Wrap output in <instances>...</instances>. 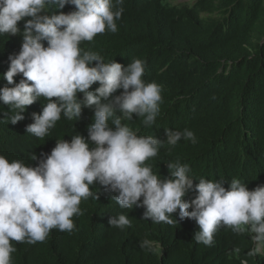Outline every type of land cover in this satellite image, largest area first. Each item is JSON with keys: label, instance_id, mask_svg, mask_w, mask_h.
Listing matches in <instances>:
<instances>
[{"label": "clouds", "instance_id": "clouds-1", "mask_svg": "<svg viewBox=\"0 0 264 264\" xmlns=\"http://www.w3.org/2000/svg\"><path fill=\"white\" fill-rule=\"evenodd\" d=\"M123 4L124 0H0V35L22 36L20 51L8 57L3 76L12 86L0 88V102L9 108L3 121H23L22 113L43 97L47 102L42 111L33 113V122L25 128L42 140L62 116L79 121L84 108L94 114L87 138L77 133L70 140L57 139L50 153L30 156L35 166L0 155V264H13V241L33 245L45 241L53 229L72 232L73 217L84 214L81 201L98 200L99 194L92 191L97 185L113 194L122 209L143 208V220L168 225L178 224L175 217L195 221L199 230L193 240L198 244L214 246L218 231L228 228L251 240L247 256L264 254V185L249 190L239 178L228 188L223 179L196 180L190 166L179 160L167 163L169 176L161 178L146 163L165 144L174 147L182 139L193 144L197 140L188 128L166 129L161 141L124 123L135 116L145 127L153 126L160 114L162 86L143 79V59L124 66L81 47L98 34L118 31ZM65 6L75 10L64 13ZM52 8L57 14H49ZM22 21L23 32L18 26ZM18 75L22 78L17 83ZM94 84L98 87L92 90ZM192 192L194 198L187 199ZM108 223L121 230L131 227L125 214L111 216ZM139 248L153 254L162 251L159 241L148 238ZM232 253L238 255L240 249ZM240 264H248L247 259Z\"/></svg>", "mask_w": 264, "mask_h": 264}, {"label": "trees", "instance_id": "trees-1", "mask_svg": "<svg viewBox=\"0 0 264 264\" xmlns=\"http://www.w3.org/2000/svg\"><path fill=\"white\" fill-rule=\"evenodd\" d=\"M122 6L118 31L98 34L81 47L124 66L143 59V79L162 86L160 114L153 126L145 127L135 116L124 123L161 141L166 129L188 128L197 140L193 144L182 139L174 147L165 144L146 163L161 178L169 176L166 164L179 160L190 166L196 180L223 179L228 188L239 178L249 190L264 185V0H124ZM49 14H57L56 9ZM18 26L23 32V21ZM21 44L20 35H0V88L12 86L3 76L8 57L19 53ZM46 102L41 97L28 106L22 113L25 119L15 125L3 121L9 108L0 102V155L35 166L30 156L50 153L57 139L70 140L77 133L87 138L94 115L87 108L79 121L62 116L42 140L26 133L32 114L40 113ZM92 191L99 198L81 201L84 214L73 217L72 232L53 229L45 241L33 245L13 241V264H240L241 259L264 264V254L246 255L253 247L247 235L221 228L214 246L208 247L193 240L199 230L193 220L181 221L174 214L178 224H154L142 219L143 208L122 209L113 194L98 185ZM195 195L189 193L187 199ZM119 214L129 216L131 227H110L108 220ZM145 238L159 241L162 251L140 249ZM234 248L240 249L238 255L232 253Z\"/></svg>", "mask_w": 264, "mask_h": 264}]
</instances>
